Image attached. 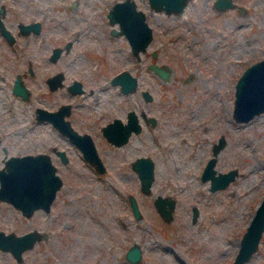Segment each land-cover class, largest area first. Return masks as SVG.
Here are the masks:
<instances>
[{
  "label": "rangeland",
  "instance_id": "obj_1",
  "mask_svg": "<svg viewBox=\"0 0 264 264\" xmlns=\"http://www.w3.org/2000/svg\"><path fill=\"white\" fill-rule=\"evenodd\" d=\"M1 1L15 40L0 32V166L12 153L46 151L63 183L49 210L39 207L29 216L0 199L1 229L47 233L23 250L21 260L0 248V264H228L264 194V110L244 121L232 114L237 78L264 56V0H232L224 8L214 0H188L181 13L135 0L153 28L138 55L123 33L110 32L119 28L106 17L114 0ZM36 19L38 32L19 31V22ZM67 40L71 44L65 48ZM53 45L63 46L55 60L49 58ZM152 61L169 69L166 78L148 67ZM124 68L138 79L129 92L111 80ZM57 70L64 72L63 83L50 88L46 77ZM17 73L30 89L27 98L12 89ZM75 78L82 91L68 89ZM143 88L152 93L150 100ZM63 102L71 104L72 125L91 134L104 172L51 121L35 117L36 106L56 108ZM128 108L138 112L142 128L113 144L100 126L114 116L125 120ZM220 134L225 143L214 166L217 171L235 167L237 173L225 186L210 189L201 171ZM54 147L64 149L68 160ZM138 155L154 160L148 192L131 165ZM130 193L137 198L138 217ZM158 193L176 199L169 220L154 204ZM133 242L142 248L137 262L125 256ZM243 264H264V230Z\"/></svg>",
  "mask_w": 264,
  "mask_h": 264
},
{
  "label": "water",
  "instance_id": "obj_2",
  "mask_svg": "<svg viewBox=\"0 0 264 264\" xmlns=\"http://www.w3.org/2000/svg\"><path fill=\"white\" fill-rule=\"evenodd\" d=\"M188 0H149L154 9H162L166 12H179L184 9ZM218 8H224L233 4L232 0H214ZM6 10L4 3L0 4V30L6 37L13 41L14 33L6 26L3 15ZM108 16L111 22L115 20L119 28H112L114 33H123L129 40L131 50L139 54L140 50L146 49V46L153 34V28L146 19L145 11L138 7L135 0H116L108 10ZM19 31L27 33L29 31L38 32L40 30V21L33 20L28 22H19ZM69 47V41L65 48ZM62 46L52 47L49 58L55 60L62 51ZM155 53V51H153ZM158 74L166 78L169 69L155 61L148 64ZM64 72L57 70L48 75L46 81L50 88H56L63 83ZM112 82L119 83L120 89L129 92L137 87V76L124 68L117 71L111 78ZM68 88L72 92L82 91V82L75 78L69 84ZM12 89L15 93L27 98L30 89L23 82L19 73L13 80ZM142 94L146 100L152 98V93L142 89ZM70 103L63 102L57 108H47L36 106L35 117L39 120L51 121L57 129L68 135L70 139L81 149L86 160L94 164L99 172H104L106 166L99 155L91 134L87 131H78L65 117L70 112ZM264 110V56L249 63L241 72L235 83V96L233 106V116L239 121L248 120L255 114ZM140 114L144 119L152 124L156 122L154 115H147L144 111ZM142 128V123L138 112L134 108H128L126 119L114 116L111 120L101 126L103 134L113 144H121L128 140L131 132H138ZM1 143V138H0ZM225 136L220 134L212 143V154L208 157L201 171L202 179H209L210 189H216L225 186L232 180L237 169L235 167L224 171H217L215 165L217 151L224 145ZM63 161L67 160L64 149H57ZM132 167L137 171L140 188L144 192L151 189V183L154 179V160L150 155H138L131 161ZM63 183L62 177L57 172V166L52 161L49 152H24L10 154L4 157V164L0 166V199L7 200L19 208L22 213L29 216L36 208L50 209L52 200L56 195L57 189ZM129 201L133 214L138 217L141 210L134 194L130 193ZM176 199L171 195L158 193L154 197V204L165 220L173 216V209ZM198 216L197 205L192 206V219L196 220ZM202 223L200 222L199 225ZM264 230V194L256 205L254 212L240 237L238 249L234 258L228 264H243L246 259L257 249L259 240ZM47 235L46 232H40L36 228L28 229L20 233L15 231H5L0 228V248L10 250L17 260H21L23 250L33 245V243ZM126 258L131 262H137L142 257V248L137 242L131 243L125 252Z\"/></svg>",
  "mask_w": 264,
  "mask_h": 264
},
{
  "label": "flooded vegetation",
  "instance_id": "obj_3",
  "mask_svg": "<svg viewBox=\"0 0 264 264\" xmlns=\"http://www.w3.org/2000/svg\"><path fill=\"white\" fill-rule=\"evenodd\" d=\"M114 1H116V0H114ZM114 1L110 4L109 8H110L111 5L114 3ZM73 2H74V1H73ZM73 2H72V3H73ZM1 3H4V5H5V7H6V4H5L6 2L0 0V4H1ZM72 3H71V5H72ZM108 10H109V9H108ZM108 10L106 11V17H107L109 23H113V22H111L110 19H109V16H108ZM5 15H6V11L4 12V15H3L4 23H5ZM36 20H38V19H36ZM29 21H31V20H29ZM39 21H40V20H39ZM22 22H24V21H22ZM25 22H28V21H25ZM114 23H116V20L114 21ZM5 24H6V23H5ZM18 24H19V23H18ZM6 26H7V24H6ZM7 27H8V26H7ZM18 27H19V26H18ZM112 28L116 29V26H112L111 29H110V32H112ZM31 31H32V30H31ZM0 32L3 34V32H2L1 30H0ZM3 35H4V37H5L6 39H8V38L6 37L5 34H3ZM14 37H15V35H14ZM8 40H9V39H8ZM14 40H15V39H14ZM14 40H13V41H14ZM9 41H10V40H9ZM13 41H10V42H13ZM68 41H69V45L71 44L70 40H67V41H65V43H64V47H65V45H66V43H67ZM54 46H57V45H53L52 47H54ZM61 46H62V45H61ZM62 47H63V46H62ZM51 50H52V48H51ZM62 50H63V48H62ZM50 52H51V51H50ZM61 52H62V51H61ZM60 54H61V53H60ZM59 56H60V55H59ZM59 56H58V57H59ZM56 59H57V58H56ZM68 84H69V83H68ZM82 87H83V86H82ZM68 89H69V88H68ZM69 90H70V89H69ZM70 91H71V90H70ZM77 92H78V91H77ZM60 104H61V103H60ZM60 104H59V105H60ZM70 105H71V104H70ZM57 107H58V106H57ZM57 107H56V108H57ZM53 109H55V108H53ZM70 111H71V106H70ZM126 112H127V111H126ZM69 113H70V112H69ZM69 113H68V114H69ZM68 114H66L65 117L68 118L69 121H70V123H71L70 118L67 116ZM125 119H126V118H125ZM110 120H111V119H110ZM123 120H124V119H123ZM108 121H109V120H108ZM108 121H107V122H108ZM71 124H72V123H71ZM104 124H105V123H104ZM102 125H103V124H101V126H102ZM101 126H100V128H101ZM77 130H78V129H77ZM101 130H102V129H101ZM78 131H79V130H78ZM80 132H84V131H80ZM87 132H88V131H87ZM102 133H103V132H102ZM67 136H68V135H67ZM68 137H69V136H68ZM0 138H1V137H0ZM69 138H70V137H69ZM0 145L4 148V145H3V144L0 143ZM57 149H62V148L54 147V151H55V153H56V154L60 157V159L62 160L61 156H60L59 153L57 152ZM65 152H66V151H65ZM50 156H51V155H50ZM66 156H67V160H68V155H67V153H66ZM51 158H52V157H51ZM67 160H66V161H67ZM62 161H63V160H62ZM88 162H89V161H88Z\"/></svg>",
  "mask_w": 264,
  "mask_h": 264
},
{
  "label": "bare ground",
  "instance_id": "obj_4",
  "mask_svg": "<svg viewBox=\"0 0 264 264\" xmlns=\"http://www.w3.org/2000/svg\"><path fill=\"white\" fill-rule=\"evenodd\" d=\"M95 43V42H94ZM110 90V89H109ZM109 93V92H108ZM259 163V162H258ZM257 164V163H256ZM259 165V164H258ZM256 166V165H255ZM258 183V182H257Z\"/></svg>",
  "mask_w": 264,
  "mask_h": 264
}]
</instances>
